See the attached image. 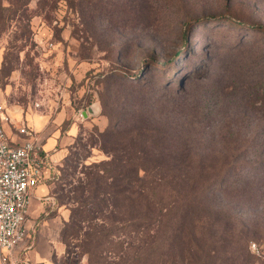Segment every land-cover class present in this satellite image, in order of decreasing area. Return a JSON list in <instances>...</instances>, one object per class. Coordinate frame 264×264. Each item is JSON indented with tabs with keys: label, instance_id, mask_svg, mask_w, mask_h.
I'll use <instances>...</instances> for the list:
<instances>
[{
	"label": "rangeland",
	"instance_id": "374dc122",
	"mask_svg": "<svg viewBox=\"0 0 264 264\" xmlns=\"http://www.w3.org/2000/svg\"><path fill=\"white\" fill-rule=\"evenodd\" d=\"M28 8L11 18L2 11L0 101L40 117L38 135L62 154L45 182L49 216H59L50 264H88L83 232L111 228L106 211L89 205L76 235L65 225L76 206L70 190L108 159L95 131L118 127L123 114L166 136L173 161L222 177L200 220L188 223L194 243L208 234L207 264H264V0H31ZM91 105L97 113L84 118ZM116 229L97 263L143 264L140 254L129 261L138 237Z\"/></svg>",
	"mask_w": 264,
	"mask_h": 264
},
{
	"label": "trees",
	"instance_id": "16d2710c",
	"mask_svg": "<svg viewBox=\"0 0 264 264\" xmlns=\"http://www.w3.org/2000/svg\"><path fill=\"white\" fill-rule=\"evenodd\" d=\"M30 1L7 0V7L0 1V33L6 20L2 11L8 12L7 18L25 16ZM38 1L45 5L49 0ZM117 126L109 122L106 130L95 131L99 149L108 159L86 168L85 180L70 190L69 200L76 206L70 209L65 227L76 235L82 229L76 223L78 218L90 211L87 205L99 214L105 210L103 217L111 225L103 233L95 227L83 232L80 246L88 255V264H98L96 254L102 249L101 242L108 230L116 228H131L129 231L138 237L140 245L134 247L131 263L140 254L137 261L143 260V264H207V256L214 253L206 244L208 234L201 232L194 243L197 235L188 223L200 220L196 211L206 207V192L218 187L222 177L203 175L200 171L210 166L201 162L182 158L173 161L171 146L165 145L166 136L149 134L152 128L134 114H123ZM153 170L161 172L150 173ZM190 170L199 172L190 174Z\"/></svg>",
	"mask_w": 264,
	"mask_h": 264
},
{
	"label": "built area",
	"instance_id": "2783aa9c",
	"mask_svg": "<svg viewBox=\"0 0 264 264\" xmlns=\"http://www.w3.org/2000/svg\"><path fill=\"white\" fill-rule=\"evenodd\" d=\"M8 122L6 106L0 103V264H30L27 256L33 243L27 238L25 223L32 192L50 160L25 122L15 128L20 141L4 130L3 124Z\"/></svg>",
	"mask_w": 264,
	"mask_h": 264
},
{
	"label": "crops",
	"instance_id": "0c3cea01",
	"mask_svg": "<svg viewBox=\"0 0 264 264\" xmlns=\"http://www.w3.org/2000/svg\"><path fill=\"white\" fill-rule=\"evenodd\" d=\"M0 103L5 104L7 113L10 117V122L3 124V127L11 139L20 141L21 137L16 134L15 128L20 121L25 122L41 140L42 148L44 152L48 154L50 160L49 169L45 171L43 179L32 192L27 213V221L25 223L27 238L33 243V248L28 252L27 256L30 264H50L52 245L57 242L58 237L57 220H59V216H49V201L51 198L45 194V182L53 166L52 164H54L52 159L57 160L61 158L62 154L61 151H53L54 145L56 144L53 138L44 140L41 135H38L39 131L44 128V122L40 120V117L33 114L22 113V110H19L17 107L11 109L6 101H0ZM26 115L28 119H26ZM68 136H74L72 129L68 131ZM51 151H53V153L50 155L49 152ZM58 211L60 212L61 208H58Z\"/></svg>",
	"mask_w": 264,
	"mask_h": 264
},
{
	"label": "water",
	"instance_id": "95a60500",
	"mask_svg": "<svg viewBox=\"0 0 264 264\" xmlns=\"http://www.w3.org/2000/svg\"><path fill=\"white\" fill-rule=\"evenodd\" d=\"M97 113V108L94 105L89 106L86 110L81 112V115L86 118L88 115H95Z\"/></svg>",
	"mask_w": 264,
	"mask_h": 264
}]
</instances>
